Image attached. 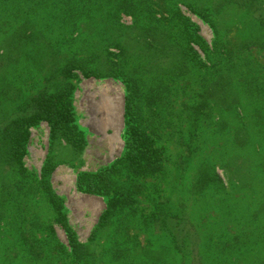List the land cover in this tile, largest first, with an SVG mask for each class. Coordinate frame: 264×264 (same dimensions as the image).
Wrapping results in <instances>:
<instances>
[{"label": "trees", "instance_id": "obj_1", "mask_svg": "<svg viewBox=\"0 0 264 264\" xmlns=\"http://www.w3.org/2000/svg\"><path fill=\"white\" fill-rule=\"evenodd\" d=\"M181 6L208 25L210 44ZM262 54L264 0H0L4 262L264 264ZM79 74L125 88L120 157L76 177L79 192L104 203L88 243L50 182L70 161L59 151L73 161L87 144L70 82ZM41 123L49 143L37 176L24 158ZM20 204L23 226L8 234L4 220Z\"/></svg>", "mask_w": 264, "mask_h": 264}, {"label": "rangeland", "instance_id": "obj_2", "mask_svg": "<svg viewBox=\"0 0 264 264\" xmlns=\"http://www.w3.org/2000/svg\"><path fill=\"white\" fill-rule=\"evenodd\" d=\"M180 1V0H176ZM189 4L190 0H183ZM181 13L190 18V20L198 27L199 35L210 44L213 40V34L208 25L202 20L191 14L186 8L180 7ZM130 17H122L121 23L125 26L131 25ZM264 54L258 60L264 62ZM30 80L32 76H27ZM70 82L74 85L73 106L78 125L85 130L87 136V144L83 150L73 156V161L70 158L69 149L65 148L59 151L61 160H70L68 163L61 162L53 171L50 182L54 192L63 199L66 217L69 225L77 234L81 243H88L89 237L97 224L98 218L104 210V203L100 197L88 195L79 192L76 189V177L81 172H96L99 169L111 165L118 159L123 150V110H124V95L125 88L117 80L96 79L93 77L83 78L80 74L77 77L70 78ZM28 86L31 87V81H28ZM55 81H51L54 85ZM27 88L32 92L31 88ZM49 143V128L46 123H41L37 127L30 128V136L27 144V153L24 158L25 167L29 172H33L37 176L44 162L48 151ZM173 152L175 146L169 142L165 143ZM209 150H211L209 148ZM193 161L190 162L187 176L192 174ZM219 174L222 171L217 170ZM9 216L4 220L11 231L8 234H15L12 226L17 228L23 225L20 215L25 214L23 204L19 207L11 206ZM42 207L34 208L39 213ZM40 209V210H39ZM216 215V212H211ZM26 218V217H23ZM204 224H209L206 220ZM20 225V227H18ZM54 231L57 239L66 244V238L63 231L57 226H54ZM205 230H202V232ZM236 225L231 224V234L236 232ZM228 238L229 234H225ZM144 236L141 235V240ZM13 250V249H12ZM12 256L15 258V251ZM48 256V254H47ZM6 250L0 247V261L3 264H13V261L8 260ZM48 258H51L48 256ZM15 264H29L27 260H16ZM1 263V262H0ZM34 264V263H31ZM42 264H47L43 262ZM52 264H57V261ZM112 264V263H111Z\"/></svg>", "mask_w": 264, "mask_h": 264}]
</instances>
